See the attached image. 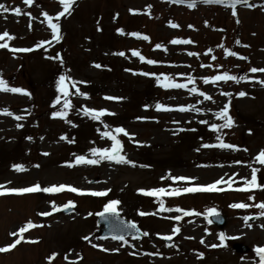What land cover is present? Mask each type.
<instances>
[{
  "label": "rangeland",
  "instance_id": "1",
  "mask_svg": "<svg viewBox=\"0 0 264 264\" xmlns=\"http://www.w3.org/2000/svg\"><path fill=\"white\" fill-rule=\"evenodd\" d=\"M0 3L10 9L8 13L0 11V34L7 30L15 37L9 47L34 49L17 53L0 49V78L10 87H20L30 94L0 92V110L7 108L12 113L0 115V186H3L0 190L71 183L77 189H102L106 185L100 186V178L111 181L108 185L111 193L101 197V201L76 200L77 205L69 214L54 212L48 220L41 219L38 213L52 207L55 204L52 199L61 205L75 197L37 192L31 198H0V247L14 242L18 237L11 233L18 232L28 222L39 224L31 228L33 232L23 234L24 239L16 248L0 253V264H68L67 261L72 264H239L251 260L254 250L264 244V216L255 207L264 202V187L247 191L245 195L235 194L232 189L244 186L243 180L251 178L253 167L260 169L258 184H264V166L255 162V157L264 150V87L256 83L264 80V72L250 71L253 67L264 68V0H249L255 7L239 5L236 17L231 8L208 7L201 0L190 8L191 13L171 5L169 0H76L71 15L60 18V42L45 43L40 48L36 47L38 42L51 40L43 13L55 17L62 11L58 0H34L31 6L23 0H0ZM17 7L21 9L20 16L12 14L11 10ZM170 22L178 27H170ZM173 39L192 43L174 45ZM158 44L160 48L156 47ZM225 50L237 56H226ZM133 51L156 63L142 62L132 55ZM119 52L124 56L114 54ZM189 52L196 55L189 56ZM57 54L61 60L46 58ZM240 56L247 59H239ZM96 64L101 67H95ZM141 72L152 75H140ZM225 72L247 79L239 83H204V78ZM61 74L80 82L75 87L69 84L68 99L72 107L66 110L64 119L52 117L53 112L63 109L64 98L56 91ZM189 75L194 78V85L188 84ZM157 76L161 82L168 76L174 83L188 84V88L195 86L211 99L205 100L187 89L158 87ZM73 89L86 93L87 98L84 96L82 100V95H75ZM241 91L247 95L240 97ZM224 92L232 95H221ZM58 95L61 102L55 104ZM157 103L173 110L157 111ZM225 103L230 106L233 126L213 132L212 124L223 123L216 119L215 113ZM181 106L188 111L176 110ZM83 107L106 110L113 115L94 121L83 114ZM14 116L24 119L17 121ZM17 124L22 127L18 128ZM104 125H108L109 131L115 127L126 130L128 136L117 134L123 146L121 155L135 166L114 162L109 166L75 164L76 155L92 159L96 157L90 155L91 148L111 147V141L101 136L106 130ZM217 135L235 147H202L205 143H219ZM61 136L65 139L61 140ZM69 164L73 166L68 167ZM14 165H22L24 170L17 172ZM169 175L192 178V183L162 179ZM221 178L235 181L230 194L209 197L204 195L207 192L187 193L196 195L171 199L172 203L166 207H193L202 212L207 205L214 207L226 219L222 228L209 223V218L201 229L196 224L200 216L191 221L192 216L184 217L182 213L159 212L154 201H145L138 191L207 185ZM249 196L253 199H248ZM113 199L120 201L117 206L120 215L147 231L148 236L140 240L127 237V243L97 236L94 208L104 209ZM101 202L103 205L99 207ZM233 203H246L249 207L233 209L230 207ZM140 211L160 217L146 215L148 218L144 220L138 215ZM170 214L182 218L171 222L163 219ZM245 216L257 219L245 223ZM173 227H179L180 232L173 235L171 246L167 247L158 234L172 235ZM221 233L226 241L222 249L214 250L212 245L217 242L221 245ZM30 236L34 242L23 245ZM93 244L97 247H92ZM236 244L249 247L248 254L234 252ZM141 249L147 253L145 256L139 253ZM128 251L138 258L129 256ZM193 251H199L205 259L192 262ZM161 253L163 258L158 260L155 254ZM168 256H171L169 261ZM77 257L83 259L77 262Z\"/></svg>",
  "mask_w": 264,
  "mask_h": 264
},
{
  "label": "snow or ice",
  "instance_id": "2",
  "mask_svg": "<svg viewBox=\"0 0 264 264\" xmlns=\"http://www.w3.org/2000/svg\"><path fill=\"white\" fill-rule=\"evenodd\" d=\"M34 0H23V3L25 5L31 6L33 4ZM170 3H183L184 0H169ZM201 2H203L204 4H217V5H222L225 8H231L232 10V15L233 17L237 16V5H244L247 7H255V5L250 4L249 0H201ZM58 3L60 4V6L62 7V11H60L55 17L48 15L46 12L43 13L44 15V20L47 23V27L51 30V40L49 41H41L38 42L36 47L40 48L43 47L45 43L47 44H52L53 41H55L56 43H59L62 36H61V25L59 23L60 18L61 17H65L66 14L67 15H71V10L73 8V5L76 3V0H58ZM197 0H189V2L187 3V6L189 8H192L196 5ZM151 6H149L150 8ZM262 7H264V5H262ZM0 11L4 12V13H8L10 11V9L8 7L5 6V4L0 3ZM12 14L16 15V16H20L21 15V9L20 8H15L12 9ZM27 15H29V17L31 18V14L28 13ZM55 21V22H54ZM237 23H239V20L236 21ZM170 27L172 28H176L178 27L177 24L175 23H171L169 24ZM29 28H31V24H29ZM98 31L100 30L99 28L97 29ZM119 34H123V30L118 29L117 30ZM131 35L133 36H137V38H141L144 40H148L149 38L147 36H139L138 33H131ZM15 37L13 35H11L7 30H5L2 34H0V49H8L10 52L12 53H17V52H31L34 49L32 48H16V47H9V42L14 40ZM171 43L176 45V44H190L192 43V41L190 40H180V39H173L171 40ZM237 44L240 43L239 40L236 41ZM245 47H247V45H244ZM157 48H160L161 45H156ZM221 47H223V45H221ZM116 55H120V56H124L123 52H119V53H114ZM133 56H138L139 59L142 62H145L149 65H152L154 63H156L155 61L151 60V59H147L145 60V57H143L142 55H140L139 52L137 51H133L132 52ZM189 56H194L196 55V53L193 52H189L188 53ZM225 55L226 56H237V53L232 52V51H228L225 50ZM48 59H57V60H61V57L59 56V54L56 55V57H46ZM239 59H247L246 57L240 56L238 57ZM213 59H215V57H213ZM95 67L100 68L101 65L96 64ZM210 67V65H209ZM250 71L252 73H257V72H264V68H260L257 69L255 67L251 68ZM140 75H152L150 73H145V72H141L139 73ZM247 77L246 76H234V75H229L227 72H225L223 75H215L212 76L210 78H204V83L208 84V83H212L215 84L218 81H236L237 83H239L242 80H246ZM187 81L188 84H195L194 78L189 75L187 76ZM77 81L74 80H70L68 76L61 74L59 76V78L56 81V91L57 93H60L63 96V109L60 111H55L52 113V117L53 118H60V119H64L67 115V109L71 108L72 105L68 99V97L70 96V92L68 90V85L71 84L73 87L76 86ZM156 83L158 87L164 88V89H187L190 93H196L200 96H203L205 100H210L211 97L206 95L204 92H198L197 88L195 86L188 88V84L185 83H174L172 82V79L168 76H164L163 78V82H161V79L159 76L156 77ZM256 83H259L262 87H264V80H257ZM0 92H5V93H14V94H21L24 96H29L30 94L25 91L24 89L20 88V87H10L8 85V83L0 78ZM77 96L83 95L85 96V98H87L86 93H81L79 91V89H77L76 93ZM61 95H58L56 97V101L55 104H59L61 102ZM221 95H225V96H231L232 93H221ZM238 95L240 97H244L247 94L243 91L239 92ZM105 99L111 100V99H117V98H113V97H105ZM55 104L53 105V107H55ZM156 110L157 111H172L173 109L168 108L163 106L160 103H157L155 105ZM180 112H185L188 111V108L186 107H179L178 109H176ZM83 114L85 116L90 117V119L94 120V121H100L101 117L106 116V115H113V113L107 112L106 110H94V109H90L88 107H83L82 108ZM229 111H230V106L228 103H225L223 108L215 113L216 119L223 121L222 124H212L210 126V130L213 132H217L219 129H226V128H231L233 126V118L229 115ZM0 115H9L11 116L12 113L7 109H3L0 110ZM15 120L20 121L23 120L24 117L23 116H14L13 117ZM201 123H207V121H201ZM75 126V125H74ZM17 127H22V125L17 124ZM105 127V131L101 133L102 137H106L108 140L111 141V147L108 148H98V147H93L90 149V155L92 157H96V158H92V159H88L86 158L84 155H76L75 156V164L77 165H82V164H86V165H97L99 164L101 161L107 160L109 162H114L116 164H132L133 166H135V164L133 162H131L130 160L126 159V157L124 155H121V152L123 150V146H122V142L120 139L117 138V134H123L124 136H128L129 134L126 132V130L123 127H115L114 129H112L111 131L107 130L108 129V125H104ZM194 130V129H193ZM179 131H184V129H179ZM30 139V137H29ZM41 139H43V137H41ZM61 140H64L65 137L61 136L60 137ZM216 139L219 141V143L217 144H202L203 148H220V149H232L235 146L229 144V143H225L223 142L221 136L217 135ZM44 155H47V153H44ZM255 162H258L259 165L264 166V150H261L259 152V154L255 157ZM72 164H69L68 167H72ZM38 167V165H37ZM143 167V165H142ZM14 170L17 172L23 171V166L22 165H14ZM260 171L259 168H255L253 167L251 170V178L250 179H244L243 180V187H238L235 189H232V184L235 182L232 179H229L228 181H224L223 178L215 181L214 183H210L207 185H198V186H186V187H173L171 189H165L163 187H159V188H153L150 190H144V189H140L139 194L146 196V197H154L156 198L157 203L159 204V212H177V213H182V215L184 217H188V216H199L200 213L199 212H191V211H184L182 208L180 207H166L165 206V202L162 199L163 196L167 195V196H179L181 194H187V193H200V192H222L225 191L224 188H220L218 187V185L224 183L227 184V188L228 189H232L234 191H239V192H247L250 191L252 189H257V188H262L264 187V184H258V178H257V173ZM162 179H171L172 181L176 182V181H185L189 184L192 183V178H188V177H173L171 175H169L168 177H162ZM3 186H0V188H2ZM11 193L14 194H30V193H37V192H44V193H48V194H56V193H61L63 191H68L71 193H76L78 195H91L94 197H104L108 194V191L110 190H106V191H92V192H88L85 193L80 189H77L76 187L70 186V185H65V184H60L58 186H51V187H41L39 184H36L34 186H30V187H23V188H18V189H10L9 190ZM5 192L4 191H0V195H4ZM248 199H253L252 196H249ZM120 201L113 199L110 202L106 203L104 205V209L103 212L98 213V215H100L101 217L107 215L110 216H114V217H119L120 213L117 211V206L119 205ZM75 205L72 201H69L67 204L63 205V210H68L71 208H74ZM231 208L233 209H244V208H248L249 205L246 203H233L230 205ZM255 207L257 209L260 210V215L264 216V202L262 203H258L255 205ZM53 211H59L61 209L57 208L55 204L52 205ZM51 213L49 212H43V213H38V215H42V216H48ZM155 213H147L144 211H140L138 213V215L140 216H146V215H154ZM89 215H91V213H89ZM205 215V219H207L208 217H212V216H219V213L217 212L216 208L212 207V208H208ZM181 216H175L174 219L176 221H180L181 220ZM245 223H247L250 219H252V217L249 216H245L243 217ZM119 223H121L124 227V233L123 234H119V235H112V239L113 240H119L122 241L124 243H127L126 239H125V235L126 234H131L132 235V239H138L139 236L137 235V233H139V229H137V225L135 223L132 222H127L125 223L124 221H120ZM209 223H211V221L209 220ZM39 225H35L32 222H28L24 227H21L18 232H13L11 233L12 236L18 237L17 239H15L14 242H12L11 244H9L6 247H0V253H4V252H8L14 248H16V246L18 244L21 243V241L24 239L23 234L31 228L34 227H38ZM249 227H251V225H249ZM172 234H178L180 232V228L179 227H173L172 228ZM141 235L143 236H148L149 233L147 231L143 232ZM173 235H164L161 236L160 239L164 240V241H170L173 238ZM187 238V237H186ZM220 240H221V246H223V241L225 240V235L223 233L220 234ZM85 240H89V237L85 236L84 237ZM28 242H32V241H28ZM201 243H204L203 240L200 241ZM170 246V245H169ZM92 247H97V245L93 244ZM212 247H217V245H212ZM102 251H105L106 249H101ZM256 255L259 257V261L260 264H264V247H257L255 250ZM131 254V253H130ZM147 254V253H146Z\"/></svg>",
  "mask_w": 264,
  "mask_h": 264
},
{
  "label": "bare ground",
  "instance_id": "3",
  "mask_svg": "<svg viewBox=\"0 0 264 264\" xmlns=\"http://www.w3.org/2000/svg\"><path fill=\"white\" fill-rule=\"evenodd\" d=\"M112 162H109L107 160H104V161H101V166H109ZM102 184L100 186H103V185H107L108 184V181H106L105 179H102ZM190 258H192V262H195L197 261L195 256L192 255ZM153 263H156V262H153Z\"/></svg>",
  "mask_w": 264,
  "mask_h": 264
}]
</instances>
